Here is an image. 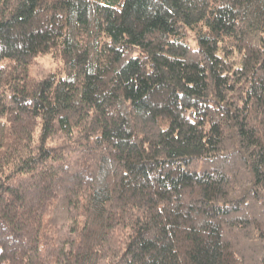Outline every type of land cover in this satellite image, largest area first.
<instances>
[{
    "label": "trees",
    "instance_id": "obj_1",
    "mask_svg": "<svg viewBox=\"0 0 264 264\" xmlns=\"http://www.w3.org/2000/svg\"><path fill=\"white\" fill-rule=\"evenodd\" d=\"M0 264H264V0H0Z\"/></svg>",
    "mask_w": 264,
    "mask_h": 264
}]
</instances>
